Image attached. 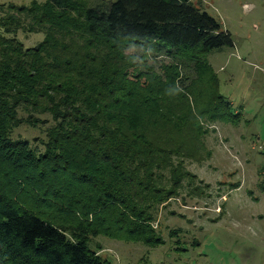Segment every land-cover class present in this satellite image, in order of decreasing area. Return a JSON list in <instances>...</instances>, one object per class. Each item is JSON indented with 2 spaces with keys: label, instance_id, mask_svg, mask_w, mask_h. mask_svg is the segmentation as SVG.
<instances>
[{
  "label": "trees",
  "instance_id": "1",
  "mask_svg": "<svg viewBox=\"0 0 264 264\" xmlns=\"http://www.w3.org/2000/svg\"><path fill=\"white\" fill-rule=\"evenodd\" d=\"M201 6L32 0L0 18V264H111L92 246L100 236L162 245L158 209L192 180L202 122L230 106L193 87L210 73L202 54L233 47ZM17 32L43 38L25 47ZM162 50L170 62L147 66ZM48 122L39 145L13 137Z\"/></svg>",
  "mask_w": 264,
  "mask_h": 264
},
{
  "label": "rangeland",
  "instance_id": "2",
  "mask_svg": "<svg viewBox=\"0 0 264 264\" xmlns=\"http://www.w3.org/2000/svg\"><path fill=\"white\" fill-rule=\"evenodd\" d=\"M189 1H201L233 41L232 48L202 54L210 73L193 87L202 85L205 94L230 106L222 121L202 122L207 131L202 158L184 162L192 180L185 179L177 197L158 209L152 226L162 245L92 238L98 255L111 264H264V0ZM31 2L0 0V18L15 12L10 7ZM15 38L32 47L43 36L17 32ZM134 52L137 67L144 69L141 50ZM149 59L147 66L156 71L170 62L164 50ZM180 75L181 88L196 76L193 67L181 68ZM50 124L20 125L13 137L39 145Z\"/></svg>",
  "mask_w": 264,
  "mask_h": 264
}]
</instances>
